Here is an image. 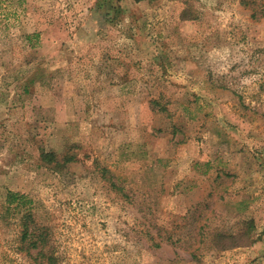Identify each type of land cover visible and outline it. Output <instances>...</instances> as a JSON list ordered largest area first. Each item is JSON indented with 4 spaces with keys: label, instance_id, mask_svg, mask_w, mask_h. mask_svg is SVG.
Segmentation results:
<instances>
[{
    "label": "rangeland",
    "instance_id": "1",
    "mask_svg": "<svg viewBox=\"0 0 264 264\" xmlns=\"http://www.w3.org/2000/svg\"><path fill=\"white\" fill-rule=\"evenodd\" d=\"M9 190L53 264H264V0H0V264L48 263Z\"/></svg>",
    "mask_w": 264,
    "mask_h": 264
},
{
    "label": "trees",
    "instance_id": "2",
    "mask_svg": "<svg viewBox=\"0 0 264 264\" xmlns=\"http://www.w3.org/2000/svg\"><path fill=\"white\" fill-rule=\"evenodd\" d=\"M135 1H140V0H135ZM159 110L162 111L164 109L161 108ZM71 149L72 146H70L69 149L65 151L63 154H59L56 151H46L42 149L40 151V158L44 163L52 165L53 169L62 170L67 165V163L72 162L76 159L75 154L70 151ZM5 200L7 202V205H9L5 209L7 213L12 211V209L22 208L20 218L18 219V226L20 228L19 240L21 242L19 249L29 253V251L32 248H38V254H44L45 253L44 248L46 247V243L48 241L46 238V232L43 230L44 228L36 224L33 212L31 211V209L28 208V203H29L28 196L17 191L9 190L6 194ZM12 204H15V208H11ZM0 220L4 224H11L10 219L5 215H1ZM248 228L249 225H247L245 229L247 230ZM262 232L264 234V229ZM213 237L218 241H220L221 239L230 238V236L227 235L226 233H220V232H215L213 234ZM47 255H48L47 257L48 263L46 264H53L55 260L54 254L50 253Z\"/></svg>",
    "mask_w": 264,
    "mask_h": 264
}]
</instances>
